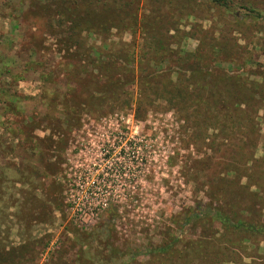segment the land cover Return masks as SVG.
Segmentation results:
<instances>
[{
	"label": "rangeland",
	"instance_id": "374dc122",
	"mask_svg": "<svg viewBox=\"0 0 264 264\" xmlns=\"http://www.w3.org/2000/svg\"><path fill=\"white\" fill-rule=\"evenodd\" d=\"M48 1L0 0V264H111L113 247L144 250L172 235L175 220L197 201H208L200 169L217 174L226 153L204 146L216 131L199 134L185 111L146 96L144 109L135 110L142 19H155L154 28L164 20L175 25L178 33L167 32L173 52H192L208 45L207 31L220 33L233 59L222 67L238 69L251 57L248 68L261 72L264 0H113L112 13L102 9L111 0H94L103 22L89 19L84 0H68V26L86 29L76 40L63 38L66 45L58 36L65 25H49L66 0ZM120 46L128 55L121 77L131 104L119 87L97 99L106 78L95 66ZM58 109L68 110L69 120ZM71 109L78 111L74 119ZM254 142V155L264 156V123ZM199 232L185 226L182 243ZM252 249L241 250L250 257L237 264L264 261L251 258Z\"/></svg>",
	"mask_w": 264,
	"mask_h": 264
},
{
	"label": "trees",
	"instance_id": "16d2710c",
	"mask_svg": "<svg viewBox=\"0 0 264 264\" xmlns=\"http://www.w3.org/2000/svg\"><path fill=\"white\" fill-rule=\"evenodd\" d=\"M84 1L83 10L90 20H107L103 13H98L90 6L94 0ZM48 2L56 3L57 0ZM70 4L68 0L62 3L61 9L53 11L54 15L49 21V25H65V30L58 29L62 44H65V40H76L86 29L68 26L72 24L69 16L74 9ZM115 4L117 3L113 0L105 2L102 9L112 13ZM114 18L117 16L111 17L112 20ZM142 21L143 43L135 54L140 74L136 81L139 99L135 103V110L144 109L142 101L143 96H146L162 101L168 109L185 111L184 119L197 125L199 134L202 132L205 135L209 129L216 131L212 135V141L202 139L204 146L213 153H220L224 148L226 153L221 155L217 174L208 175L203 168L200 169L204 177L201 185L207 187L209 200L197 201L194 207L184 211L183 216L175 220L176 228L172 235L171 232L169 235L164 233V240L155 244L150 242L144 250H120L115 246L114 254L107 256L108 260L111 257V264H118L116 260L123 256L126 259H122L120 264H237L241 256L250 257L248 253L241 251L250 246L255 252L251 258H264V156L256 157L252 151L260 125L264 123V71H252L248 68V64L252 63L251 57L240 63L238 69L228 70L222 67V62L233 64V59L226 57L223 45L226 46L227 40L220 33L207 31L210 34L208 45H199L192 52L182 51L181 48L173 52L169 49L168 38L171 35L167 32L175 30L178 33L175 25L164 20L161 27H150L149 24L155 25V19L151 20L149 17L147 20V16ZM186 36V33L182 35ZM119 48L115 52H108L105 55L107 59L99 61L95 66L100 76L106 78V89L98 91L100 95L97 99L105 98V94L119 87L122 99H127L130 103L134 97L123 89L126 80L124 82L123 76L121 77L126 74L125 69H128V55L119 53L123 52L121 46ZM95 52L98 55L94 56L93 61H98L101 52ZM74 53L72 51L70 54ZM66 70H69L70 75L75 74V69ZM251 76L257 78L250 79ZM112 77H115L114 80ZM10 97H16V94ZM58 104L63 105L64 102L60 101ZM58 111L66 119L69 118L68 110ZM70 111L74 119L73 116L78 111ZM207 161H210L209 156ZM2 196L0 200H3ZM246 202L249 204L246 205ZM214 223L219 227H213ZM187 225L198 226L200 232L195 240L183 244L182 234ZM23 246V243L19 245L21 248ZM142 254L148 255V262L138 260V256ZM254 264H264V261Z\"/></svg>",
	"mask_w": 264,
	"mask_h": 264
}]
</instances>
